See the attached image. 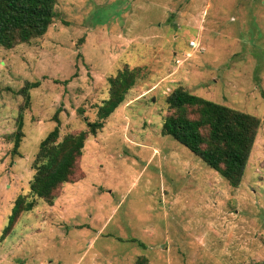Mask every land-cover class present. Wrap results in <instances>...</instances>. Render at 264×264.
I'll use <instances>...</instances> for the list:
<instances>
[{"label":"rangeland","instance_id":"rangeland-1","mask_svg":"<svg viewBox=\"0 0 264 264\" xmlns=\"http://www.w3.org/2000/svg\"><path fill=\"white\" fill-rule=\"evenodd\" d=\"M54 10L44 35L0 46V264H264V0H57ZM125 69L134 82L87 136L70 181L9 224L54 114L59 139L86 129ZM35 81L23 108L20 89ZM178 87L259 118L237 187L162 133Z\"/></svg>","mask_w":264,"mask_h":264},{"label":"trees","instance_id":"trees-1","mask_svg":"<svg viewBox=\"0 0 264 264\" xmlns=\"http://www.w3.org/2000/svg\"><path fill=\"white\" fill-rule=\"evenodd\" d=\"M56 2L57 0H0V46L9 49L44 35L55 17ZM133 82V75L127 69L110 78L112 89L109 97L98 107L96 120H85L86 129L77 133H68L59 139V119L57 112L54 114L53 119L57 124L40 141L32 163L34 174L29 182V194L17 197L9 224H12L19 210H31L36 204L35 198H43L52 203L53 190L70 181L87 136L95 135L101 130L104 120L122 102ZM38 85V81L26 82L20 89L24 97L23 108L30 103L29 89ZM166 102L173 113L166 116L162 133L172 136L224 177L230 186L237 187L260 125L259 118L202 98L181 87L174 89ZM189 108L196 110V117L188 115ZM23 135L20 112L16 119V129L11 136L12 154L18 153Z\"/></svg>","mask_w":264,"mask_h":264},{"label":"built area","instance_id":"built-area-1","mask_svg":"<svg viewBox=\"0 0 264 264\" xmlns=\"http://www.w3.org/2000/svg\"><path fill=\"white\" fill-rule=\"evenodd\" d=\"M190 44H191V45H194V42H191Z\"/></svg>","mask_w":264,"mask_h":264}]
</instances>
